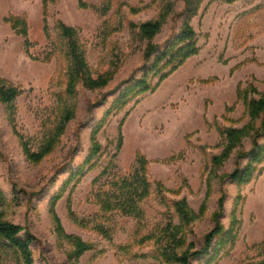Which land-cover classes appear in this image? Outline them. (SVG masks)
I'll return each instance as SVG.
<instances>
[{
	"label": "rangeland",
	"instance_id": "374dc122",
	"mask_svg": "<svg viewBox=\"0 0 264 264\" xmlns=\"http://www.w3.org/2000/svg\"><path fill=\"white\" fill-rule=\"evenodd\" d=\"M184 8L183 0H53L50 40L43 32L42 0H0V78L20 89L11 104L0 102V213L34 238V264H178L162 254L200 251L217 213L221 226L230 229L229 238L211 257H196L190 264L264 262V158L247 183L226 178L246 166L254 143L264 145V135L256 136L261 117L253 119L249 108L251 101H264V0H200L189 18L181 16ZM162 14L164 22L151 43L162 50L187 19L199 53L153 93L112 110L96 137L103 148L111 142L99 166L85 171L79 182H68L88 155L92 130L150 67L144 61L149 42L139 28ZM10 15L27 21V51L25 39L5 22ZM59 21L77 30L88 76L111 78L96 89L80 80L66 102L73 119L53 152L33 163L23 143L37 152L64 108L59 94L67 82V60L54 45L62 43L55 29ZM49 53L53 56L46 61ZM120 122L123 144L114 162L130 173L140 153L150 161L151 183L162 186L160 192L153 187L140 204L142 222L120 213L100 218L93 197L92 182L112 160ZM229 131L240 132L238 142L227 158L214 163L226 151ZM170 158L174 161L165 162ZM181 200L191 214L187 223L172 206ZM95 225L104 226L110 240ZM76 238L92 246L78 258Z\"/></svg>",
	"mask_w": 264,
	"mask_h": 264
},
{
	"label": "trees",
	"instance_id": "16d2710c",
	"mask_svg": "<svg viewBox=\"0 0 264 264\" xmlns=\"http://www.w3.org/2000/svg\"><path fill=\"white\" fill-rule=\"evenodd\" d=\"M185 8L181 16L187 17L195 16L200 0H183ZM236 0H226L227 3H233ZM53 0H42V21L43 32L47 39H50L49 27L47 23L48 6L52 4ZM79 7H87L81 1H78ZM166 14L160 15L155 21L146 22L140 25V35L149 43L144 52V61L151 63L150 67L146 69L141 79L135 81L132 85L124 89L115 100L111 110H109L94 128L90 135V148L88 155L84 160L83 165L77 168L73 175L69 178L79 182L85 171L91 170L99 166L101 157L106 153L107 148L111 144L108 142L103 148L97 141L96 137L100 132L102 126L107 122L112 110H121L130 101L134 100L140 95L146 93H153L156 88L173 72L179 69L189 58L196 56L199 53L197 45V37L194 29L186 21L182 24L179 33L160 50L158 46L153 45L151 40L159 33L162 23L164 22ZM5 22L10 25L11 29L19 36L24 38V46L26 51L31 45L28 41V27L27 21L24 17L10 15L5 19ZM55 29L58 31L61 44L54 43L58 46L57 49L64 51V56L67 60V82L65 89L59 94L64 103V108L60 114L59 120L54 128L47 129V133L41 143L37 152H31L27 143H23V150L26 157L33 163L41 162L46 156L51 154L59 143L61 136L64 133L66 125L73 119L74 112L66 105V102L75 94L76 85L80 80H84V84L90 89H96L105 86L110 80L111 76L100 75L96 80L88 76V67L84 58V49L78 44V32L75 28L65 25L62 22H57ZM53 53L46 56V61L50 60ZM157 78V82L152 84V81ZM127 80L123 84H127ZM20 94V89L13 87L6 80L0 78V102L3 104H11L15 98ZM250 114L253 119L261 117V135L258 133L257 138L264 135V101H251L249 103ZM122 123L118 127V136L116 138L115 153L111 157V161L102 167L100 174L93 180L92 184L95 187L93 193L94 201L99 207L101 213L100 218H106L107 215L113 213H120L123 216L133 217L138 222H142L144 215L140 209V204L147 200L153 193V187L156 192L162 191V186L159 183L152 184L149 179L150 161H148L140 153L136 154L134 166L130 173H125L114 162L118 153L122 149L123 136L121 131ZM239 131H229L228 145L223 155L214 158V163H219L227 158L228 153L234 148V143L238 142ZM23 141V139H21ZM248 163L243 168H236L226 178L238 185L247 183L254 172L257 171V166L264 158V145L259 146L254 143L253 150L247 153ZM174 158H170L165 162H173ZM262 173V172H261ZM260 173V174H261ZM259 174V175H260ZM0 199L2 194L0 191ZM59 196L56 195L52 201L53 207L58 201ZM172 206L179 214V220L187 223L191 220L188 206L185 200L173 202ZM220 210L222 209V200L219 203ZM215 226L204 237V245L200 251L190 252L187 250L184 254L163 253L162 257L167 262H174L178 264H190V260L196 257H211L215 251L229 238L230 229L225 230L218 221L219 213L215 214ZM95 230L102 235L103 238L110 240L111 235L109 231L102 225H95ZM172 229V231H171ZM176 227H174V230ZM174 234L173 228L169 229ZM34 238L28 232L7 219L0 213V264H7L9 258L14 259V264H34L32 257L31 245ZM214 240L218 243L212 247ZM92 246L84 243L79 238H76V258L91 249ZM260 264H264L261 262Z\"/></svg>",
	"mask_w": 264,
	"mask_h": 264
}]
</instances>
